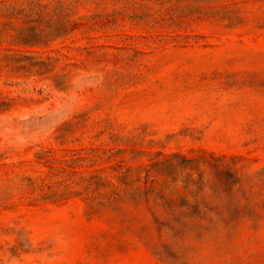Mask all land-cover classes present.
<instances>
[{
    "label": "rangeland",
    "instance_id": "obj_1",
    "mask_svg": "<svg viewBox=\"0 0 264 264\" xmlns=\"http://www.w3.org/2000/svg\"><path fill=\"white\" fill-rule=\"evenodd\" d=\"M5 1L0 264H264V0Z\"/></svg>",
    "mask_w": 264,
    "mask_h": 264
},
{
    "label": "trees",
    "instance_id": "obj_2",
    "mask_svg": "<svg viewBox=\"0 0 264 264\" xmlns=\"http://www.w3.org/2000/svg\"><path fill=\"white\" fill-rule=\"evenodd\" d=\"M10 4L7 3L5 0L0 1V13L5 14V11L9 9ZM13 7V6H12Z\"/></svg>",
    "mask_w": 264,
    "mask_h": 264
}]
</instances>
